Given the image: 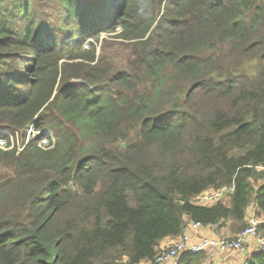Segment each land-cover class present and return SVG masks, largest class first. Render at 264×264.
Returning a JSON list of instances; mask_svg holds the SVG:
<instances>
[{
  "label": "trees",
  "instance_id": "obj_1",
  "mask_svg": "<svg viewBox=\"0 0 264 264\" xmlns=\"http://www.w3.org/2000/svg\"><path fill=\"white\" fill-rule=\"evenodd\" d=\"M120 1L0 0V131L55 137L0 148V264L154 263L194 224L236 238L251 206L264 239V0Z\"/></svg>",
  "mask_w": 264,
  "mask_h": 264
},
{
  "label": "built area",
  "instance_id": "obj_2",
  "mask_svg": "<svg viewBox=\"0 0 264 264\" xmlns=\"http://www.w3.org/2000/svg\"><path fill=\"white\" fill-rule=\"evenodd\" d=\"M25 133L27 134L28 140L22 148H18L20 152L32 144V142L37 143L40 149L50 148L55 143L53 133L49 131H45L44 133L37 132L34 125H31ZM1 142L4 144L2 145ZM0 145V148H6V138H0ZM233 192L234 186L227 187L216 192H206L204 195L196 198L195 201L200 205H204L205 201L210 203L208 205H213L227 199ZM260 224L261 221L259 219L251 218L248 221L246 229L234 239L204 236L193 241V236L189 231L191 229L197 230L203 228L200 224H194L187 232L181 235L179 239L168 246L162 247L153 264H167L176 261L178 258L180 259V257L182 258V256L201 254H206L208 264H220L221 255L228 253L246 254L250 251L249 246L252 240L255 242L256 251H262L264 250V239L259 233Z\"/></svg>",
  "mask_w": 264,
  "mask_h": 264
},
{
  "label": "rangeland",
  "instance_id": "obj_3",
  "mask_svg": "<svg viewBox=\"0 0 264 264\" xmlns=\"http://www.w3.org/2000/svg\"><path fill=\"white\" fill-rule=\"evenodd\" d=\"M83 1L85 3L86 2H90V0H83ZM118 1H119V3L121 2L120 0H118ZM91 6H92V4L89 5V7H91ZM117 9H118V7L115 9V12L117 11ZM95 11H96L95 14H93V16H91L89 23L94 27V29H97L98 31L100 29H102V27H103L102 25H103L104 22L110 23L112 21V18L116 15V13L114 14V12H113L114 15L112 14L111 16L107 17L108 16L106 14L107 10H103L101 7L100 8L97 7V9H95ZM42 12L47 14V15L48 14H52L53 16L49 19V21L51 20L50 23H52L53 26H56V21L58 19V15H59L58 11L54 12L51 7H43L42 8ZM105 17H107V18L104 19ZM105 29H106V27H103V31L100 33L101 39H103V38H105V37H107L109 35V33ZM119 30H120V26L117 25L116 26V32H119ZM91 40H93V39L89 38L87 40V42L85 43V46ZM235 54L236 53L232 52L228 56L229 57V62H228V66L227 67H232V57ZM216 55L217 56H223L220 53H216ZM215 68L219 69L218 66H215ZM0 138L1 139H5L6 138V141H7L8 144H11L12 147H17V148H22L26 144V142L28 140L27 134H25L24 131L23 132H14V131L9 130V129L1 130L0 131ZM1 143H2V145L4 144L3 142H1ZM227 201H225V202H227ZM208 204H210V203L205 201L204 205L211 206V205H208ZM251 218H257V217H255L254 215H251L249 217L248 221ZM224 236L227 237L226 235H224ZM225 237H219V238H225Z\"/></svg>",
  "mask_w": 264,
  "mask_h": 264
},
{
  "label": "crops",
  "instance_id": "obj_4",
  "mask_svg": "<svg viewBox=\"0 0 264 264\" xmlns=\"http://www.w3.org/2000/svg\"><path fill=\"white\" fill-rule=\"evenodd\" d=\"M258 213L259 212H258L257 208L255 206H251L247 212V215H248L247 219H249V217L251 215H254L256 217ZM260 219H264V215ZM189 233L193 236V241L197 240L200 237H204V236L223 237L224 235H226L227 237H231V231L229 230L228 226H224L222 228L206 227V228L197 229V230L191 229L189 231ZM177 239H179V238L178 237L177 238H169V239L164 240L160 244L161 248L172 244ZM249 247H250V251H248L246 254L228 253V254L221 255L220 256V264H246V260H247L248 256L256 251V245H255V242L253 240L251 241ZM200 256H201L203 263L208 264L206 254H201ZM181 259L182 258L180 257V259L178 258L176 261L169 262L167 264H178V262ZM124 262H127V259L123 260V263ZM140 264H153V262L145 261V262H142Z\"/></svg>",
  "mask_w": 264,
  "mask_h": 264
},
{
  "label": "clouds",
  "instance_id": "obj_5",
  "mask_svg": "<svg viewBox=\"0 0 264 264\" xmlns=\"http://www.w3.org/2000/svg\"><path fill=\"white\" fill-rule=\"evenodd\" d=\"M32 125H34V124H32ZM30 126H31V125H30ZM30 126H29V127H30ZM29 127H28V128H29ZM28 128L26 129V131L28 130ZM9 130H10V129H9ZM35 130H36V129H35ZM26 131H25V132H26ZM14 132H16V131H14ZM44 132H45V131H44ZM44 132H40V133H44ZM37 140H38V139H37ZM37 140H36V142H37ZM32 144H36V145H37V143H35V142H32ZM32 144H30V145H32ZM30 145H29V146H30Z\"/></svg>",
  "mask_w": 264,
  "mask_h": 264
}]
</instances>
